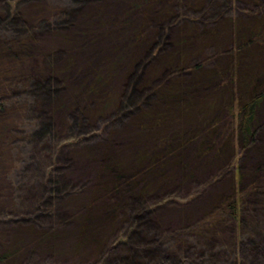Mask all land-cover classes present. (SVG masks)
Here are the masks:
<instances>
[{
    "label": "trees",
    "instance_id": "1",
    "mask_svg": "<svg viewBox=\"0 0 264 264\" xmlns=\"http://www.w3.org/2000/svg\"><path fill=\"white\" fill-rule=\"evenodd\" d=\"M117 1L109 12L108 0H0V63L34 57L46 67L28 78L24 93L38 92L30 98L0 67V119L23 101L14 134L21 148L32 141L29 161L7 171L0 144V174L12 183L10 197L0 193V264H29L35 252L36 264H64L59 258L73 254V264H198L184 252L172 260L176 234L223 219L239 225L228 264H264V235L240 237L245 188L237 187L248 177L239 151L263 152L264 0H255L251 19L240 0L211 19L213 2L225 0H201L196 18L167 0ZM171 19L177 31L160 26ZM112 126L127 130L124 145ZM45 140H54L51 150ZM75 150L92 166L89 192L60 180ZM219 165L234 173L232 192L210 193L193 225L167 234L162 254L137 251L147 224L140 214L155 212L159 194Z\"/></svg>",
    "mask_w": 264,
    "mask_h": 264
},
{
    "label": "rangeland",
    "instance_id": "2",
    "mask_svg": "<svg viewBox=\"0 0 264 264\" xmlns=\"http://www.w3.org/2000/svg\"><path fill=\"white\" fill-rule=\"evenodd\" d=\"M162 1V0H161ZM238 4L241 14L245 18L251 19L255 17V0H240ZM164 2V0L162 1ZM173 12L184 8L192 18H196L201 14L204 6L201 0H167ZM209 0H207V3ZM109 12H117L121 6L117 0H108ZM230 7V1L225 0L223 3L213 2L210 9H215L209 19L220 14H226ZM86 10V8L84 9ZM204 13V12H203ZM204 17V15H203ZM209 19H206L209 21ZM171 26V32L177 31L178 23L173 19L163 21L160 26L166 28ZM44 38V35H43ZM4 39L3 33L0 31V40ZM66 54L60 56L57 61L58 65L63 64ZM10 63V64H9ZM0 67L6 69L7 74L5 78L13 82V86L18 88V91L26 98L34 97L38 92L34 90L26 95L24 86L28 84L29 79L33 80L42 77L46 72V67L42 60L30 57L27 60L13 62L8 59L0 63ZM37 71L38 74L35 72ZM0 119V144L5 149L7 157L4 159V167L7 171L11 165H14L20 160L29 161L28 148L32 146V141H26V146L21 148L23 139L21 135L14 134L18 121L24 118L23 101L14 103L4 108ZM61 119L59 117V122ZM261 125L257 130V137L262 150L251 149L253 147H244L239 151L237 161L239 165L246 168L248 177L243 180L242 184L237 187L245 188L242 212V224H240V237L243 240L250 241L251 238H258L264 235V114H262ZM59 125V126H58ZM56 127L61 128L62 124L58 123ZM127 130L123 127H111V134L114 140L124 145L127 140ZM46 146L51 150L54 145V140H45ZM24 149V150H23ZM78 151L71 152L70 159H67L60 168V180L65 183L74 184L79 188L84 187L86 191L93 187L92 180V166L84 159L79 157ZM6 160V161H5ZM25 164V163H23ZM262 165L261 169L255 170V165ZM225 165L212 166L201 171L197 179L189 180L183 185H179L178 181H174L168 188L159 194L162 203L151 214L141 213L142 221L146 224L144 234L138 237L137 251L146 252L145 255H160L166 248L169 249L170 237L168 233L173 231L182 234L184 230L182 227L186 225H193V223L200 217V206L203 201H206L209 194L212 192L221 194L232 192L233 186V171L225 170ZM221 168V169H220ZM237 167L234 168V170ZM37 173V172H36ZM217 175V176H216ZM216 176V177H214ZM257 178V179H256ZM37 180V179H36ZM203 183V184H202ZM207 183L206 186H204ZM210 184V185H209ZM12 183L5 174H0V193L8 196L11 190ZM220 226V227H219ZM233 222L223 219L217 225L212 224L204 226L199 231H192L186 236L177 235L176 243L178 247L169 251L172 260H177V254L184 252L186 256L193 259L198 264H228L232 258V252L235 245L239 241L237 236V228ZM186 233V232H185ZM132 255V253H128ZM39 255L37 252L27 256L26 261L29 264H36ZM59 258V257H58ZM60 257L59 260L64 264H73L76 260L75 254Z\"/></svg>",
    "mask_w": 264,
    "mask_h": 264
}]
</instances>
